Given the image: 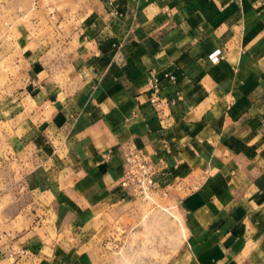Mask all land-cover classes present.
<instances>
[{
	"label": "crops",
	"instance_id": "0c3cea01",
	"mask_svg": "<svg viewBox=\"0 0 264 264\" xmlns=\"http://www.w3.org/2000/svg\"><path fill=\"white\" fill-rule=\"evenodd\" d=\"M33 14L0 264H107L106 239L150 219L183 226L165 264H264V0H42ZM129 148L159 165L146 197L121 186Z\"/></svg>",
	"mask_w": 264,
	"mask_h": 264
},
{
	"label": "rangeland",
	"instance_id": "374dc122",
	"mask_svg": "<svg viewBox=\"0 0 264 264\" xmlns=\"http://www.w3.org/2000/svg\"><path fill=\"white\" fill-rule=\"evenodd\" d=\"M42 0H0V162H9L8 153L15 146V135H20L28 124L21 123L20 118L15 120V101L21 98L20 92L25 84L24 64L22 61V45L18 43L19 26L28 25L36 9ZM51 17V14H50ZM49 17V19H50ZM25 23V24H24ZM5 164L0 165V176L7 171ZM7 166V165H6ZM11 173V172H10ZM13 195V192L11 193ZM10 205H0V229L7 231V221L2 213ZM4 209V210H3ZM12 210V208L10 209ZM119 234L106 239V247L102 253V259L107 264H165L177 250L180 240L184 239L183 226L177 222L171 225H162L156 219H150L149 224L144 225L143 235L126 237L121 227ZM7 232L0 231V248H8L11 245L12 236H6ZM5 234V235H4ZM11 259V258H9ZM13 259L10 260V263Z\"/></svg>",
	"mask_w": 264,
	"mask_h": 264
},
{
	"label": "built area",
	"instance_id": "2783aa9c",
	"mask_svg": "<svg viewBox=\"0 0 264 264\" xmlns=\"http://www.w3.org/2000/svg\"><path fill=\"white\" fill-rule=\"evenodd\" d=\"M222 57L221 50H217L209 56L213 63H217ZM150 103L154 107H162L165 105V102L158 96L156 85L151 91ZM124 161V175L121 181V186L124 189L133 188L145 197L148 196L150 192L158 190L156 179L159 173L158 164L149 161L146 156L136 148H129L125 151ZM26 253L27 252L22 249L17 252V254L21 255H25ZM12 257L14 258V255H12ZM14 264L17 263L15 262Z\"/></svg>",
	"mask_w": 264,
	"mask_h": 264
}]
</instances>
